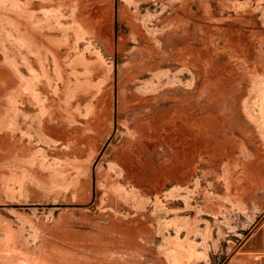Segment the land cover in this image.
I'll list each match as a JSON object with an SVG mask.
<instances>
[{
  "label": "rangeland",
  "instance_id": "374dc122",
  "mask_svg": "<svg viewBox=\"0 0 264 264\" xmlns=\"http://www.w3.org/2000/svg\"><path fill=\"white\" fill-rule=\"evenodd\" d=\"M0 264H264V0H0Z\"/></svg>",
  "mask_w": 264,
  "mask_h": 264
}]
</instances>
